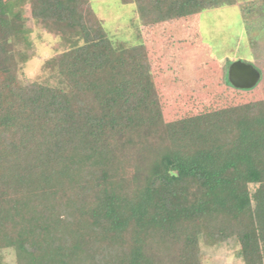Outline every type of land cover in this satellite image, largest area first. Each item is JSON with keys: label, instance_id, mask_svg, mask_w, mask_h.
Masks as SVG:
<instances>
[{"label": "trees", "instance_id": "obj_1", "mask_svg": "<svg viewBox=\"0 0 264 264\" xmlns=\"http://www.w3.org/2000/svg\"><path fill=\"white\" fill-rule=\"evenodd\" d=\"M120 2L141 28L235 3ZM81 3L0 0V251L16 264H201V241L235 240L243 264H264V101L165 122L142 46L115 56ZM23 6L68 45L44 66L62 88L17 78Z\"/></svg>", "mask_w": 264, "mask_h": 264}, {"label": "rangeland", "instance_id": "obj_2", "mask_svg": "<svg viewBox=\"0 0 264 264\" xmlns=\"http://www.w3.org/2000/svg\"><path fill=\"white\" fill-rule=\"evenodd\" d=\"M234 1L233 5L210 8L145 28H141L133 4H122L120 0H84L81 5L90 18L101 24L115 56L142 46L153 85L152 104L158 107L162 119L170 122L264 101V2L249 6V2L260 0ZM23 17L30 46L24 62L18 55L25 48L19 44L22 39L18 38L12 46L18 80L62 88L63 81L56 70L44 66L68 45L39 28L30 18L28 6H23ZM235 62L250 65L259 72L255 86L241 91L226 85L227 69ZM199 248L201 264H243L237 256L239 246L235 240L216 245L201 241ZM0 264H16L14 253L0 251Z\"/></svg>", "mask_w": 264, "mask_h": 264}, {"label": "water", "instance_id": "obj_3", "mask_svg": "<svg viewBox=\"0 0 264 264\" xmlns=\"http://www.w3.org/2000/svg\"><path fill=\"white\" fill-rule=\"evenodd\" d=\"M226 76L231 87L235 89H250L256 85L260 75L252 66L235 62L229 65Z\"/></svg>", "mask_w": 264, "mask_h": 264}]
</instances>
